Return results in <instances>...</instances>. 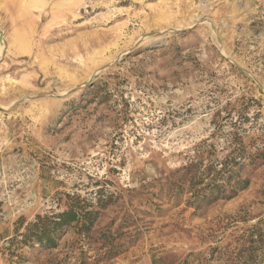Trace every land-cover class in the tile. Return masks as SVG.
I'll use <instances>...</instances> for the list:
<instances>
[{"label":"rangeland","instance_id":"obj_1","mask_svg":"<svg viewBox=\"0 0 264 264\" xmlns=\"http://www.w3.org/2000/svg\"><path fill=\"white\" fill-rule=\"evenodd\" d=\"M16 2L0 0V264H264V163L198 209L183 170L235 135L264 146V0ZM71 198L97 211L89 232L23 237Z\"/></svg>","mask_w":264,"mask_h":264},{"label":"trees","instance_id":"obj_2","mask_svg":"<svg viewBox=\"0 0 264 264\" xmlns=\"http://www.w3.org/2000/svg\"><path fill=\"white\" fill-rule=\"evenodd\" d=\"M226 149V154L208 159L204 157L205 151H201L183 167L185 175L190 179L188 188L190 196L187 205L198 209L204 204L234 197L239 191L248 187L250 174L264 163V146L248 149L239 136H233ZM77 200L78 198H71L67 208L59 213L43 217L37 215V221L29 225L23 237L27 240L35 239L43 246L54 247L55 240L63 228L73 222L80 223L81 230L89 232L97 217V211L87 209L92 206L90 201H84L80 206ZM98 206L102 208L103 205ZM252 234H249L248 241L251 244L256 242L263 245L264 255L263 232H258L256 240L253 239Z\"/></svg>","mask_w":264,"mask_h":264},{"label":"bare ground","instance_id":"obj_3","mask_svg":"<svg viewBox=\"0 0 264 264\" xmlns=\"http://www.w3.org/2000/svg\"><path fill=\"white\" fill-rule=\"evenodd\" d=\"M11 2L13 3V4H15L12 0H11ZM44 0H31V7L30 8H34V9H41L43 6H44ZM17 5V4H16ZM2 36L0 35V38H1ZM1 40V39H0ZM1 43H2V41H1ZM7 105V104H6Z\"/></svg>","mask_w":264,"mask_h":264},{"label":"crops","instance_id":"obj_4","mask_svg":"<svg viewBox=\"0 0 264 264\" xmlns=\"http://www.w3.org/2000/svg\"><path fill=\"white\" fill-rule=\"evenodd\" d=\"M16 1H18V0H16ZM16 1L14 2L15 4H17V2H16ZM17 7H18V5H17Z\"/></svg>","mask_w":264,"mask_h":264}]
</instances>
